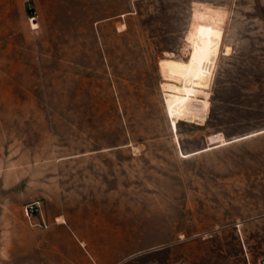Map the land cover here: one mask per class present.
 <instances>
[{
  "label": "rangeland",
  "instance_id": "rangeland-1",
  "mask_svg": "<svg viewBox=\"0 0 264 264\" xmlns=\"http://www.w3.org/2000/svg\"><path fill=\"white\" fill-rule=\"evenodd\" d=\"M195 53L175 130L161 69ZM263 258L264 0H0V264Z\"/></svg>",
  "mask_w": 264,
  "mask_h": 264
},
{
  "label": "bare ground",
  "instance_id": "bare-ground-1",
  "mask_svg": "<svg viewBox=\"0 0 264 264\" xmlns=\"http://www.w3.org/2000/svg\"><path fill=\"white\" fill-rule=\"evenodd\" d=\"M227 51L230 52L231 47ZM215 65L211 56L202 53H195L187 60L170 57L165 60L161 69L166 79L163 83L165 106L175 130L180 119L198 122L206 119Z\"/></svg>",
  "mask_w": 264,
  "mask_h": 264
},
{
  "label": "built area",
  "instance_id": "built-area-1",
  "mask_svg": "<svg viewBox=\"0 0 264 264\" xmlns=\"http://www.w3.org/2000/svg\"><path fill=\"white\" fill-rule=\"evenodd\" d=\"M41 202L39 199H32L23 206V214L25 216L34 215L40 208Z\"/></svg>",
  "mask_w": 264,
  "mask_h": 264
},
{
  "label": "water",
  "instance_id": "water-1",
  "mask_svg": "<svg viewBox=\"0 0 264 264\" xmlns=\"http://www.w3.org/2000/svg\"><path fill=\"white\" fill-rule=\"evenodd\" d=\"M261 264H264V258L261 260Z\"/></svg>",
  "mask_w": 264,
  "mask_h": 264
}]
</instances>
